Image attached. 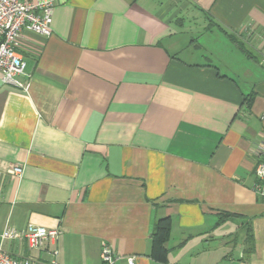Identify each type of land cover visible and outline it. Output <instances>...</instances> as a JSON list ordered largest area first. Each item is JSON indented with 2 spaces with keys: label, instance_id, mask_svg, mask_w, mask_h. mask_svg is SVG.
Segmentation results:
<instances>
[{
  "label": "crops",
  "instance_id": "crops-1",
  "mask_svg": "<svg viewBox=\"0 0 264 264\" xmlns=\"http://www.w3.org/2000/svg\"><path fill=\"white\" fill-rule=\"evenodd\" d=\"M18 52L28 91L0 72V243L34 224L61 231L59 264H103L104 243L116 264H163L169 219L168 259L242 232L264 264V0H54L51 36ZM53 248L4 243L42 262Z\"/></svg>",
  "mask_w": 264,
  "mask_h": 264
},
{
  "label": "built area",
  "instance_id": "built-area-1",
  "mask_svg": "<svg viewBox=\"0 0 264 264\" xmlns=\"http://www.w3.org/2000/svg\"><path fill=\"white\" fill-rule=\"evenodd\" d=\"M54 15V0H0V72L2 81L6 85L21 88L28 91L29 86L20 81L25 75L26 62L19 54L24 33L30 32L44 38L52 34ZM258 155L261 158L256 173L260 184L256 191L264 194V142L258 145ZM9 174L21 178L24 167L13 166L8 170ZM61 231L47 229L34 224H29L25 230L19 232L6 228L1 234L0 264H59L56 260L58 243ZM25 240L29 249L43 251L48 246H54L48 253L52 256L49 262H42L36 258L14 257L4 249L6 241ZM101 261L103 264H116L117 258L111 245L104 243L101 249ZM128 264H135V258H127Z\"/></svg>",
  "mask_w": 264,
  "mask_h": 264
},
{
  "label": "rangeland",
  "instance_id": "rangeland-1",
  "mask_svg": "<svg viewBox=\"0 0 264 264\" xmlns=\"http://www.w3.org/2000/svg\"><path fill=\"white\" fill-rule=\"evenodd\" d=\"M198 42L202 44V39L199 38ZM245 48L250 51L248 46H245ZM223 232L224 230L220 233ZM224 233H227V235L234 233L233 226L227 227ZM246 233L248 235V231ZM243 235L244 233L240 232L236 237H233L234 239L200 241L194 245L191 243V245L176 251L168 259V264H246L248 253L245 251L249 246L245 243ZM244 252L245 259L241 256V253ZM253 264L263 263L256 262Z\"/></svg>",
  "mask_w": 264,
  "mask_h": 264
},
{
  "label": "trees",
  "instance_id": "trees-1",
  "mask_svg": "<svg viewBox=\"0 0 264 264\" xmlns=\"http://www.w3.org/2000/svg\"><path fill=\"white\" fill-rule=\"evenodd\" d=\"M229 39L239 47L245 54L251 57L248 50L242 45L233 35H229ZM246 105L249 107L252 103V97L249 96L245 100ZM223 222V219L221 220ZM171 231V225L169 219H162L157 222L154 232H153V239H152V258L160 263L168 264V256L169 250L166 247V243L169 239ZM248 239L251 240L252 238V230L248 225Z\"/></svg>",
  "mask_w": 264,
  "mask_h": 264
}]
</instances>
